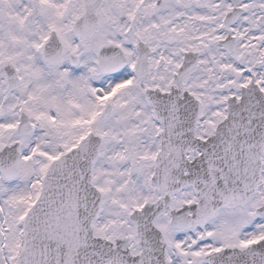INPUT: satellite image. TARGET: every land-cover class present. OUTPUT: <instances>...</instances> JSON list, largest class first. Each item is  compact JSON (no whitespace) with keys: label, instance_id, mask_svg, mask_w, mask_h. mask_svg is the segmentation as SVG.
<instances>
[{"label":"snow or ice","instance_id":"6c2138e0","mask_svg":"<svg viewBox=\"0 0 264 264\" xmlns=\"http://www.w3.org/2000/svg\"><path fill=\"white\" fill-rule=\"evenodd\" d=\"M0 264H264V0H0Z\"/></svg>","mask_w":264,"mask_h":264}]
</instances>
